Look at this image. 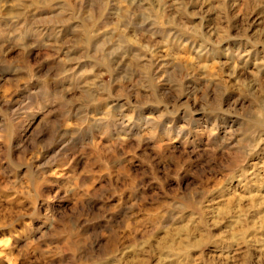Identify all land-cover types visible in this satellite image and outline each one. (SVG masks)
Returning a JSON list of instances; mask_svg holds the SVG:
<instances>
[{"label":"clouds","instance_id":"clouds-1","mask_svg":"<svg viewBox=\"0 0 264 264\" xmlns=\"http://www.w3.org/2000/svg\"><path fill=\"white\" fill-rule=\"evenodd\" d=\"M0 264H264V0H0Z\"/></svg>","mask_w":264,"mask_h":264}]
</instances>
